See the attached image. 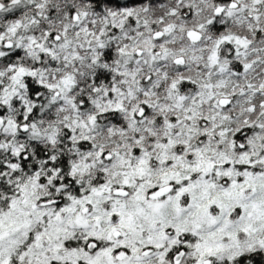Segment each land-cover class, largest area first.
<instances>
[{"label": "snow or ice", "instance_id": "snow-or-ice-1", "mask_svg": "<svg viewBox=\"0 0 264 264\" xmlns=\"http://www.w3.org/2000/svg\"><path fill=\"white\" fill-rule=\"evenodd\" d=\"M0 264H264V0H0Z\"/></svg>", "mask_w": 264, "mask_h": 264}]
</instances>
